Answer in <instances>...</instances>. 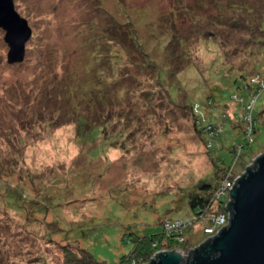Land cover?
Listing matches in <instances>:
<instances>
[{"label": "rangeland", "instance_id": "1", "mask_svg": "<svg viewBox=\"0 0 264 264\" xmlns=\"http://www.w3.org/2000/svg\"><path fill=\"white\" fill-rule=\"evenodd\" d=\"M122 1L125 6L114 10L117 0H14L16 12L27 20L32 31L19 66L6 63L8 47L0 29V161L6 153L9 160L15 157L11 160L14 164H0V264H63L57 248L61 244L84 249L105 264H125L123 260L132 249L131 240L135 236L158 234L161 227L166 232L183 233L180 241L187 250H176L186 254L208 237L205 223L214 222L208 214L204 221L192 223L193 214L186 199L188 192L196 191L200 180L212 175L214 167L209 154L218 155L224 164H230L234 148H239L234 144L242 141L241 131L245 141L254 137L250 153L264 151V90L260 89L253 112L255 136H250L251 117L247 114L252 108H245L248 98L240 100L242 94L237 93L236 99H231L235 92L230 85L222 92L225 105L199 104L203 119L214 116L216 126L211 144L204 142L194 129L195 118L185 100L190 88L194 93L189 92V98L199 100L210 92L212 81L228 86L225 79L217 78L220 68L235 75L238 72L247 75L250 86L264 83L262 75L256 80L249 76L262 64L264 51L256 44H248L246 39L250 35L244 31L230 33L227 42L226 37L222 41L216 33L212 35L216 38L188 42L187 60L176 59L177 50L173 59L166 58L170 65L164 71L162 85L152 70H134L131 65L119 73L128 71L130 76L121 85L120 80L115 84L108 78L106 98L117 99L119 103L112 104L115 111L112 121L93 144L81 142L73 121L58 128H46L42 121L30 131L20 126L22 119L33 114L24 113L21 108L30 91L39 88L38 83L46 78L50 79L47 83L56 82L72 73L80 75L77 68L84 66L85 53L91 51L83 38L93 37L91 31L96 28L102 33L104 28L98 29L101 22L98 7L114 11L119 21L135 15L140 27L138 34L146 37L152 31L159 33L164 27L163 19L177 2ZM187 2L189 5L192 0ZM181 8L176 6L174 12L178 14ZM160 57L151 56L158 62ZM133 61L140 62L141 58L136 55ZM172 83L179 88L173 104L166 91ZM197 86L202 87L198 96ZM149 90L156 93L143 92ZM107 104L110 107L108 98ZM62 106L60 103L58 108L68 110L67 104ZM84 107H77L78 115H86ZM55 109L53 106L52 110ZM107 111H98V115L94 112L91 117L97 122ZM257 113L262 116L257 117ZM222 133L224 145L219 143L223 148L218 150L213 145ZM99 145L101 149L94 151L98 154L91 156L90 149ZM14 186L22 194V201L10 204L6 188ZM44 203L48 207L45 215L37 212L40 205L45 207ZM188 224L191 228L186 230Z\"/></svg>", "mask_w": 264, "mask_h": 264}, {"label": "trees", "instance_id": "2", "mask_svg": "<svg viewBox=\"0 0 264 264\" xmlns=\"http://www.w3.org/2000/svg\"><path fill=\"white\" fill-rule=\"evenodd\" d=\"M117 2L118 5H115L114 10L118 9L120 5L123 7L125 6L122 0H117ZM176 6L177 8L179 6L182 7L179 13L177 12L178 14L174 12ZM172 7L167 17L163 19L164 27L159 30V33L152 31L151 27L154 26V22H152L149 23V25L153 33L148 34L146 37H141L138 34V29L140 27L136 24L138 18L135 15H132V17L131 15H127L124 20L119 21L117 20V16L114 15V11L108 12L98 7V17L100 21L104 23L99 22L98 29L104 28L101 33V30L98 31L97 28L93 31L92 29L94 28L92 27L91 32H93L94 36L83 38L87 42V45L90 46L91 51H86L85 53L86 59L84 66L77 68L80 75L77 76L75 73H72L67 74L65 77H61V79H58L56 82L47 83V80L50 79L46 78L40 82L41 84L38 83L37 87L39 88L36 89V92L30 91L29 97H27L26 100L27 102H24V108H21L24 113L33 114L22 119L20 126L30 131L33 126H36L38 123L40 125L42 121L45 122L46 128H58L65 123L73 121L77 126L78 137L81 139V142L93 144V142L99 138L100 131L105 129L107 123L109 124V122L112 121V113L115 112L112 104L117 105L119 103L117 99L113 101L111 97H107L111 101L110 107L107 104L105 89L110 87L108 78H112L110 81H113L115 84L120 80L118 84L121 85L123 80H128L127 78L130 79L128 71L127 74H119L123 69L128 68V65L133 66L134 70H140L141 68L152 70L157 81L162 85L165 82V76H163L164 71L168 70L167 67L170 65L166 58L168 57L169 60L173 59L172 54H177L176 50L180 53L175 56L176 59H185V56L189 58V51L187 49L188 42L195 43L204 40V38L207 40L213 37L216 38V35L212 37L215 33L222 41L223 38L226 37L225 40L227 42L230 33L234 35L236 32L244 31L245 33H249V39L243 38L238 34L236 35L243 40L246 39L248 44H256L264 51V0H192L189 5L187 0H177L176 4ZM130 10L132 11L134 9L131 8ZM178 15L179 19L177 20ZM181 29H184V31H180ZM149 46L150 48H148ZM136 55H138V58H141L140 62H132V59ZM151 56L161 57L158 62L153 60ZM263 64L264 59L260 66H256V71L249 76L255 78L262 75L264 78V69H262L264 68ZM16 66H19V64ZM170 73L172 72H169V74ZM216 74L219 76L217 78L221 79V81L225 79V86L227 84L228 86L223 87L220 81H212L214 84L209 88L208 91L210 92L199 100L193 97L189 98L191 95H188V93H194L191 91L193 88H190V91L187 90L188 92L185 96L190 113L195 118L194 129L200 132L202 140L207 143L209 142V144H211V139L215 131L213 127L216 126L213 122L214 116L208 115L206 120L203 119L198 110L199 104L202 105L207 103L206 105L208 106L216 104L221 106L225 105V98H223L222 92L230 85L235 92L231 99H236L234 96L237 93H241L242 95H238L239 99L244 100V96H247L248 99L245 104L248 106L252 98L251 93L259 89L254 83L250 86V82L248 81L250 78H247V75L243 73L238 72L235 75L229 71L227 72V69L224 70V68H220ZM39 77V79H41V74ZM53 78L56 77L53 76ZM176 85V83H172L168 86L169 88H166L169 100L172 104L175 103V96L179 92V88L176 87ZM251 89L253 91H250ZM199 90L202 92V87L197 86L195 88L197 96L201 94ZM143 92L146 95L148 93H156L151 90ZM197 92L200 93L198 94ZM34 93L36 94L32 97ZM197 101L199 102L197 103ZM60 103L63 104L62 107H65L67 104L68 110L58 108ZM255 104L247 114L251 117L250 136L251 134H253V136L257 134L256 121L253 119L255 117L253 113ZM81 105L85 106V116L77 114L76 109L77 107L79 109ZM53 106H56L55 110H52ZM199 108L201 107L199 106ZM86 109L89 113H87ZM150 109L155 111L153 104H150ZM46 110L50 113L47 114ZM58 110H61L62 113L56 112ZM98 111H107V115L104 114L102 117L103 119L95 122L91 115L94 114V112L98 115ZM256 116L260 117L262 115L261 113H257ZM245 119L246 116H244L243 120ZM222 135L219 134V141L215 142L213 145L218 150L223 148L221 145L219 147V143L223 144L222 141L225 135ZM241 136L242 141L238 144H234V146L239 145V148H234L232 162L226 165L218 155L209 154L212 158L210 161L211 165L214 167L212 175L208 179L200 180L196 184L195 192L190 191L187 193L186 199L188 209L190 213L193 214L192 223L194 221L202 222L204 221L205 215L209 214L211 216L223 209V201L226 199V196L220 197L222 201L217 199L216 193L220 191L226 182L232 181L239 175L246 165L259 154L254 155L253 152H249L250 146L254 142V137H250L245 141L242 131ZM221 137L222 140H220ZM232 145L233 144L230 146L232 147ZM97 149H101L100 145L98 148L94 147L90 149L91 156L98 154L94 153ZM14 152L16 153L18 151L14 150ZM6 154L7 155L0 161V164L8 162L13 163L11 160L15 157H11L9 160L7 159L9 153ZM6 189L8 193L7 203L15 204L19 200L22 201V194L18 192L19 189L17 187L14 186L12 189L7 187ZM8 199L10 200L8 201ZM44 204V208L38 205L39 208L37 212L45 215L48 213V207L46 203ZM229 208L230 206H228V209ZM22 209L25 210L26 208ZM209 224L205 223L204 227L209 226ZM51 226L55 231H59L55 226ZM190 228L191 226L187 227L186 230ZM181 235H183V233H180V231L166 232L164 228L161 227V232L158 234L135 236L131 240L132 249L129 255L123 260V263H150L152 255L161 249H169L172 251L180 248L182 250H187L184 243L179 241V239L182 238ZM48 240L52 241L50 238H48ZM57 248L62 254L63 264H105L104 262L95 260L92 255L84 249L76 250V247L73 248L69 244H61L58 245Z\"/></svg>", "mask_w": 264, "mask_h": 264}, {"label": "water", "instance_id": "3", "mask_svg": "<svg viewBox=\"0 0 264 264\" xmlns=\"http://www.w3.org/2000/svg\"><path fill=\"white\" fill-rule=\"evenodd\" d=\"M13 2L0 0V29L8 47L6 63L11 66L24 61L32 36ZM253 163L229 189L227 226L189 250L187 257L181 250L159 252L147 264H264V151Z\"/></svg>", "mask_w": 264, "mask_h": 264}, {"label": "built area", "instance_id": "4", "mask_svg": "<svg viewBox=\"0 0 264 264\" xmlns=\"http://www.w3.org/2000/svg\"><path fill=\"white\" fill-rule=\"evenodd\" d=\"M258 77H255V80L257 79ZM253 82H255V81H253ZM260 89L261 90H264V83L261 85V86H259V89H257V90H255V91H257V92H255V91H253V93H251V99H250V101H249V104H248V106H246V108L248 107H250V108H252L253 106H254V104H255V102L257 101V98H258V96H259V93H260ZM251 125V124H250ZM250 138V137H249ZM256 158V157H255ZM254 158V159H255ZM254 159H252V161L248 164V165H246V167H250V165L251 164H254L253 163V160ZM245 167V168H246ZM245 168H244V170L239 174V175H237L232 181H228V182H226L223 186H222V188L220 189V191L218 192V193H216V196H217V199H220V200H222L220 197H225L226 196V199H224V201H223V209L220 211V212H218L217 214H213V215H211L212 217H213V219H214V222L213 223H210L209 224V226H207V227H205L204 229H205V233H206V235L208 236L205 240L207 241V239H209L210 238V236H214L215 234H217L218 233V231L219 230H221L223 227H225V226H227L228 225V219H229V213H228V210H227V208H226V206H227V203L229 202V199H230V188L232 187V184L233 183H235V179L236 178H238V177H241V175L242 174H244V172H246V170H245ZM219 200V201H220ZM168 225V224H167ZM173 226H171L170 228H172ZM173 229V228H172ZM204 240V241H205ZM179 241H180V239H179ZM203 241V242H204ZM180 242H182V241H180ZM202 242V243H203ZM199 247V246H198ZM166 251H171V250H169V249H161V250H158V251H156L153 255H152V257H151V259L154 257V255L155 254H157V253H159V252H166ZM188 252H189V250L186 252V254L185 253H182V255L184 256V257H187L188 256ZM149 263V262H148ZM144 264V263H143Z\"/></svg>", "mask_w": 264, "mask_h": 264}]
</instances>
